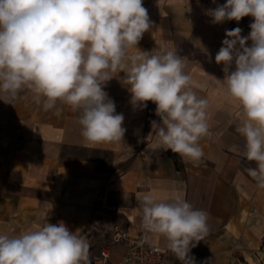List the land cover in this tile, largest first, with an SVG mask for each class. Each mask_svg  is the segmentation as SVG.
Returning <instances> with one entry per match:
<instances>
[{"label": "crops", "instance_id": "crops-1", "mask_svg": "<svg viewBox=\"0 0 264 264\" xmlns=\"http://www.w3.org/2000/svg\"><path fill=\"white\" fill-rule=\"evenodd\" d=\"M224 3L143 0L153 26L137 48L174 49L187 57L193 90L209 102L201 160L185 162L157 142L151 127L160 119L156 105L134 108L123 72L112 73L104 86L116 113L124 115L126 132L116 143H86L76 111L59 101L45 111L22 91L9 103L0 100V233L63 221L88 241L91 264H122L125 249L114 241L117 235L143 237L163 251L166 262L183 264L163 237L144 232L137 200L145 192L166 201L179 193L208 213V234L189 252L195 264H264V189L246 172L255 163L245 158V140L236 132L242 110L214 79L225 76L215 62L225 31L239 27L247 36L253 18L212 23L206 10ZM104 249L107 258L100 255Z\"/></svg>", "mask_w": 264, "mask_h": 264}, {"label": "clouds", "instance_id": "clouds-1", "mask_svg": "<svg viewBox=\"0 0 264 264\" xmlns=\"http://www.w3.org/2000/svg\"><path fill=\"white\" fill-rule=\"evenodd\" d=\"M206 14L214 24L253 18L247 36L239 27L225 31L215 56L225 76L213 78L242 110L236 132L245 140V158L255 163L246 172L264 189V0H226ZM152 26L143 0H0V100L9 103L26 90L45 111L62 102L78 113L86 143H116L126 132L124 115L104 86L123 72L133 107L156 105L157 142L197 163L204 156L199 141L209 133V102L193 90L187 57L137 48ZM137 200L144 232L163 237L183 264H195L189 252L208 234V213L179 193L166 201L145 192ZM89 249L63 221L0 233V264H91Z\"/></svg>", "mask_w": 264, "mask_h": 264}, {"label": "built area", "instance_id": "built-area-1", "mask_svg": "<svg viewBox=\"0 0 264 264\" xmlns=\"http://www.w3.org/2000/svg\"><path fill=\"white\" fill-rule=\"evenodd\" d=\"M114 241L120 242L125 249L122 264H174L166 262L163 251L158 246L149 244L143 237L117 235ZM100 255L107 258L109 251L104 249Z\"/></svg>", "mask_w": 264, "mask_h": 264}]
</instances>
